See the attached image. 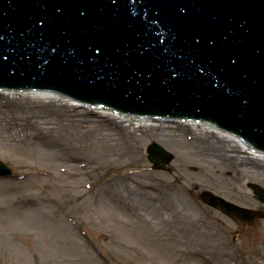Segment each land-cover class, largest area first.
<instances>
[{
  "label": "water",
  "instance_id": "water-1",
  "mask_svg": "<svg viewBox=\"0 0 264 264\" xmlns=\"http://www.w3.org/2000/svg\"><path fill=\"white\" fill-rule=\"evenodd\" d=\"M0 88L57 92L122 119L196 120L264 155V0H0ZM148 152L157 169L174 159L157 142ZM202 199L246 222L263 216Z\"/></svg>",
  "mask_w": 264,
  "mask_h": 264
},
{
  "label": "rangeland",
  "instance_id": "rangeland-1",
  "mask_svg": "<svg viewBox=\"0 0 264 264\" xmlns=\"http://www.w3.org/2000/svg\"><path fill=\"white\" fill-rule=\"evenodd\" d=\"M7 105L2 108L4 115L28 123L30 116H22L17 108L12 114L18 116L8 114ZM33 113L32 117L38 116ZM86 120L102 124L104 132L112 131V124L100 115ZM122 124L134 128L129 121ZM135 131L137 153L106 163L76 161L72 146L61 140L37 141L35 146L9 143V130L0 127V160L13 171L0 176V264H264V201L251 186L264 187V182L251 175L253 166H240L238 160L248 154L237 152L233 162L247 173L241 194L225 191L229 189L215 194L263 215L253 223L202 200L203 191L193 188L191 180L206 177L201 166L207 167V160L195 159L191 142L183 148L177 141L166 143L155 133H146L143 126ZM186 140L191 139L186 136ZM153 142L174 154L164 169L154 168L149 158ZM35 166L50 167L53 174L36 172L20 178ZM74 171L81 175L73 176ZM131 171H138L141 179L150 177L160 187L156 199L133 204L125 200L128 193L122 185L114 190L117 182L122 183V174ZM108 181L114 191L108 200L96 201L106 195L103 186ZM176 191L182 197L171 199ZM25 196L35 198V203L16 202ZM211 230L221 232V237Z\"/></svg>",
  "mask_w": 264,
  "mask_h": 264
},
{
  "label": "bare ground",
  "instance_id": "bare-ground-1",
  "mask_svg": "<svg viewBox=\"0 0 264 264\" xmlns=\"http://www.w3.org/2000/svg\"><path fill=\"white\" fill-rule=\"evenodd\" d=\"M4 104H8L4 109L8 114L18 116L12 114V108H17L22 116H30L28 123H24L22 117L14 122L12 117L4 115L2 113ZM33 111L38 116L32 117ZM93 114L108 120V123L112 124V131L104 132L101 128L102 124L86 120V117H91ZM123 121H129L134 128H126L122 124ZM171 122L173 120L163 122L160 119L159 122H155L154 119L151 121L137 116L122 119L113 110H93L92 107H85L84 103L80 101H69L67 97L57 92H19L0 88V127L9 130V143L15 140L35 146L37 141L49 143V141L61 140L65 143L64 146H72L70 148L73 152L72 158L76 161L104 160L107 163L112 160L132 157L137 153L135 128L143 126L146 133L153 132L166 143L177 141L176 143L185 148V145L191 142L196 153V155L193 154L196 156L195 159L202 161L203 157L206 158L207 167L201 166L206 177L192 178L191 180V185L198 192L210 191L221 194V190L229 189L225 191H234L240 195L239 189L247 173L246 170H241L239 167L246 164L254 167V174L251 175L264 182L263 152L256 155V152H251L245 142L236 135L221 132L220 129L217 131L211 129L207 123H197L196 120H184L183 122L176 120V125H173ZM88 124L90 125L88 126ZM97 126L100 127L97 128ZM186 136L191 140H186ZM240 151L248 155L241 156V159L238 160L240 166L235 167L233 166L234 157ZM60 171L66 172V168L61 167ZM36 172L42 176L53 174L50 167L35 166L28 175H23L20 178L34 176ZM71 174L76 177L81 175L78 171ZM137 175H139L138 171L124 172L121 177L122 180H120L122 183L117 182L114 190L122 185L128 193L125 200L133 204L143 205V203L152 202L160 193V187L151 181L150 177L141 179ZM13 184H11V188H16V185ZM112 184L110 181L105 182L103 189L106 195L98 196L95 200H108L107 196L113 190ZM178 197H182V194L176 191V193H172L171 199ZM35 201V198L30 199L28 196L16 200L20 203H35ZM175 202L177 203V200H172L173 204ZM174 211L177 212V209ZM210 232L216 233L217 237L222 235L217 230Z\"/></svg>",
  "mask_w": 264,
  "mask_h": 264
}]
</instances>
